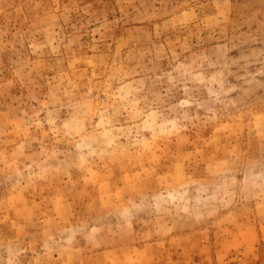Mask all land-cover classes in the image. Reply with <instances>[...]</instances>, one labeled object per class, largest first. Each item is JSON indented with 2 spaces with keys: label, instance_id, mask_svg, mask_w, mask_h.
Listing matches in <instances>:
<instances>
[{
  "label": "rangeland",
  "instance_id": "1",
  "mask_svg": "<svg viewBox=\"0 0 264 264\" xmlns=\"http://www.w3.org/2000/svg\"><path fill=\"white\" fill-rule=\"evenodd\" d=\"M0 264H264V0H0Z\"/></svg>",
  "mask_w": 264,
  "mask_h": 264
}]
</instances>
